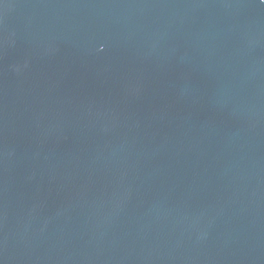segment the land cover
Returning <instances> with one entry per match:
<instances>
[{
  "label": "water",
  "instance_id": "1",
  "mask_svg": "<svg viewBox=\"0 0 264 264\" xmlns=\"http://www.w3.org/2000/svg\"><path fill=\"white\" fill-rule=\"evenodd\" d=\"M0 264H264V0H0Z\"/></svg>",
  "mask_w": 264,
  "mask_h": 264
}]
</instances>
